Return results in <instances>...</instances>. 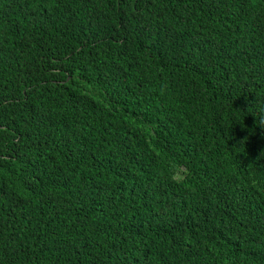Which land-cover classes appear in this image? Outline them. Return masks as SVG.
I'll return each mask as SVG.
<instances>
[{"label": "trees", "instance_id": "trees-1", "mask_svg": "<svg viewBox=\"0 0 264 264\" xmlns=\"http://www.w3.org/2000/svg\"><path fill=\"white\" fill-rule=\"evenodd\" d=\"M262 120L264 0H0V264H264Z\"/></svg>", "mask_w": 264, "mask_h": 264}, {"label": "clouds", "instance_id": "clouds-1", "mask_svg": "<svg viewBox=\"0 0 264 264\" xmlns=\"http://www.w3.org/2000/svg\"><path fill=\"white\" fill-rule=\"evenodd\" d=\"M260 124H264V120L260 121ZM171 179V176L169 177ZM175 182V181H174ZM178 183V182H177Z\"/></svg>", "mask_w": 264, "mask_h": 264}]
</instances>
